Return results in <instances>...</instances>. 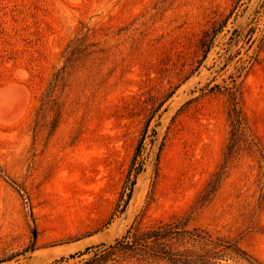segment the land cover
Returning a JSON list of instances; mask_svg holds the SVG:
<instances>
[{
    "label": "rangeland",
    "instance_id": "1",
    "mask_svg": "<svg viewBox=\"0 0 264 264\" xmlns=\"http://www.w3.org/2000/svg\"><path fill=\"white\" fill-rule=\"evenodd\" d=\"M174 217L264 264V0H0V264Z\"/></svg>",
    "mask_w": 264,
    "mask_h": 264
},
{
    "label": "trees",
    "instance_id": "2",
    "mask_svg": "<svg viewBox=\"0 0 264 264\" xmlns=\"http://www.w3.org/2000/svg\"><path fill=\"white\" fill-rule=\"evenodd\" d=\"M240 123L237 118L235 131L240 130ZM234 258L263 264L242 249L238 240L214 235L200 226L190 227L186 217H174L146 229L131 227L114 243L97 245L93 256L78 264H226Z\"/></svg>",
    "mask_w": 264,
    "mask_h": 264
}]
</instances>
